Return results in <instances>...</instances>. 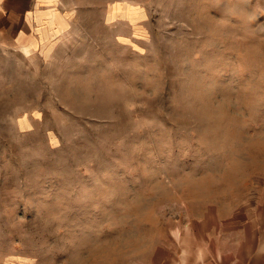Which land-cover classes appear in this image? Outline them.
<instances>
[{
  "label": "rangeland",
  "instance_id": "1",
  "mask_svg": "<svg viewBox=\"0 0 264 264\" xmlns=\"http://www.w3.org/2000/svg\"><path fill=\"white\" fill-rule=\"evenodd\" d=\"M0 41V264H175L264 182V0H58Z\"/></svg>",
  "mask_w": 264,
  "mask_h": 264
},
{
  "label": "crops",
  "instance_id": "2",
  "mask_svg": "<svg viewBox=\"0 0 264 264\" xmlns=\"http://www.w3.org/2000/svg\"><path fill=\"white\" fill-rule=\"evenodd\" d=\"M58 0H0L1 37L32 42L38 15L55 10ZM240 198L209 203L187 225L188 243L175 264H264V182H250Z\"/></svg>",
  "mask_w": 264,
  "mask_h": 264
}]
</instances>
